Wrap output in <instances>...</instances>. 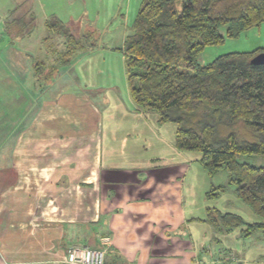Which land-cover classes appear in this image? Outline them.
<instances>
[{"label": "crops", "instance_id": "obj_1", "mask_svg": "<svg viewBox=\"0 0 264 264\" xmlns=\"http://www.w3.org/2000/svg\"><path fill=\"white\" fill-rule=\"evenodd\" d=\"M27 2L4 22L22 21L23 38L38 27ZM53 17L23 53L0 54V264H69L81 247L104 251L105 264H205L185 231L204 218L185 212L181 176L143 144L111 152L104 113L84 89L65 87ZM134 105L140 126L144 117L159 124Z\"/></svg>", "mask_w": 264, "mask_h": 264}, {"label": "trees", "instance_id": "obj_2", "mask_svg": "<svg viewBox=\"0 0 264 264\" xmlns=\"http://www.w3.org/2000/svg\"><path fill=\"white\" fill-rule=\"evenodd\" d=\"M22 23L11 33L22 35ZM263 24L264 0H144L122 49L135 104L156 114L160 125L175 124L176 147L200 152L210 176L225 170L236 196L259 218L249 224L208 208L200 221L221 233L241 229L242 237L264 232V166L238 161L242 155L264 156V64L251 63L264 48L226 54L207 65L197 59L207 46L225 40L222 27L233 39ZM49 26L65 38L60 64L70 65L84 44L56 17ZM224 191L214 187L206 198Z\"/></svg>", "mask_w": 264, "mask_h": 264}, {"label": "rangeland", "instance_id": "obj_3", "mask_svg": "<svg viewBox=\"0 0 264 264\" xmlns=\"http://www.w3.org/2000/svg\"><path fill=\"white\" fill-rule=\"evenodd\" d=\"M21 2L22 0H0V54L7 50H10V55L23 53L26 41L34 42L36 34L46 31L47 19L56 16L69 27L73 35L81 39L86 49L79 51L70 65L58 67L61 69L60 76H63L65 87L84 89L104 113V134L111 135V152L119 154L123 142H131L134 149L137 143L138 150L143 144L148 149V155L155 152L161 165L171 166V174L181 176L185 190L183 207L189 218L205 219L207 209L216 208L223 214H237L249 224L259 221L252 209L236 196V185L231 182L225 170L210 176L200 163V152L183 151L176 147L175 124L159 125L144 117L145 125H139L138 120L142 117L136 111L131 95L128 68L122 49L126 38L132 33L134 21L144 0H28L26 6L38 26L30 38L18 37L16 32L19 30L15 31L13 37L10 29L4 27L7 9L17 8ZM220 32L225 40L220 44L207 46L197 59L200 65H207L226 54L253 52L264 48V24L233 39L226 37V27H222ZM87 34L90 36L83 39ZM65 41L63 38V47ZM53 46L58 49L62 47L59 42ZM67 72L73 73L75 80L69 81L65 77ZM145 116L157 118L156 114ZM126 120L130 123H126ZM238 161L264 166V156L260 155H242ZM116 164L121 166L118 162ZM218 186H223L225 191L217 198H206V194ZM185 231L192 234L196 246H202L205 250V264H264V232L258 231L251 236L242 237L241 229H234L229 234L225 231L221 233L202 221L189 223Z\"/></svg>", "mask_w": 264, "mask_h": 264}, {"label": "built area", "instance_id": "obj_4", "mask_svg": "<svg viewBox=\"0 0 264 264\" xmlns=\"http://www.w3.org/2000/svg\"><path fill=\"white\" fill-rule=\"evenodd\" d=\"M66 259L69 264H105V252L89 247L72 248Z\"/></svg>", "mask_w": 264, "mask_h": 264}, {"label": "water", "instance_id": "obj_5", "mask_svg": "<svg viewBox=\"0 0 264 264\" xmlns=\"http://www.w3.org/2000/svg\"><path fill=\"white\" fill-rule=\"evenodd\" d=\"M251 63L253 65H263L264 64V52L258 54L257 56H255L252 60Z\"/></svg>", "mask_w": 264, "mask_h": 264}]
</instances>
